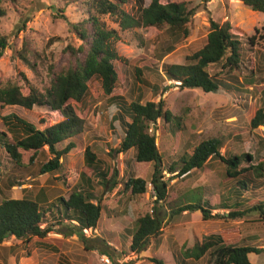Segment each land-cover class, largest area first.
Returning a JSON list of instances; mask_svg holds the SVG:
<instances>
[{"label":"trees","instance_id":"obj_1","mask_svg":"<svg viewBox=\"0 0 264 264\" xmlns=\"http://www.w3.org/2000/svg\"><path fill=\"white\" fill-rule=\"evenodd\" d=\"M1 1L0 16H3ZM239 1L251 10L264 14V0ZM124 2L125 0L85 1L84 18L70 25L71 31L80 40V44L76 47L71 44L66 45L65 51L70 56L67 61L58 66L54 62L49 64V85L43 92L27 82L25 78L23 85L11 80L0 82V107L17 105L28 113H32L35 106L44 107L49 111H57L62 116V120L39 129L32 122L15 113L0 115L4 127L0 130V150L5 152L13 164L10 169H6L3 156L0 154L1 187L10 189L21 185L23 170L30 168L37 158H45L38 168L39 174L52 175L61 171L63 166L60 158L74 147L75 144L71 138L82 132L85 116L89 112L88 81L97 80L103 93L107 95L112 93L121 79L117 63H123L125 60L118 56L115 50L118 32L113 28H107L101 19L102 16L114 17L121 31L134 27L148 29L165 26L164 35L173 42L188 36L194 10L187 9L182 0L166 3L162 0H149L147 5L144 4V0H134L133 12H126L120 7ZM31 5L40 9L42 4L39 0H31ZM259 37L264 38L262 34ZM54 40L52 39L50 43ZM247 41L253 45L255 35L247 37ZM241 43L240 36L232 32V25L227 20L221 23L210 20L203 45L186 55L183 63H162L160 72L165 78L177 81L180 88H197L203 93L216 92L222 85L224 86L225 80L220 77L223 70L235 79L233 71L239 68L242 59ZM6 47H8L7 37L0 34V55ZM172 50L173 45H167L165 48H160V51H155L154 55L160 61ZM27 52L28 47L23 42L21 49L14 51L13 56L29 65ZM81 54L82 56H79ZM215 67H219V71H209L210 68ZM135 73L136 79L141 84H148V81L141 77L139 68H135ZM153 88H156L154 90L156 93L158 88L156 86ZM260 94L264 96V88ZM118 98L123 103L122 111L130 118V121L126 124L122 140L113 151L125 153L131 150L130 160L132 159L135 165L143 162L152 165L148 183H150L154 199L151 212L140 213L133 222V228L125 227L116 232L115 228L111 227L110 239L119 247L117 252L121 251L124 254L125 246L128 247L127 253L136 255L141 254L149 245L158 248L164 218V214L160 213L159 203L166 200L169 179L164 178V171L172 176L187 177L193 170L209 171L213 164L215 167L212 170L218 168L223 173L222 182L226 179L232 194V196L219 197L214 201L177 204L171 208L172 215H179L184 211H199L201 218L208 220L223 217V214L221 216L212 214L213 210L225 209L231 218L243 217L252 212H257L260 218L264 216L263 200L251 195L245 201L247 206L244 207V200L241 199L244 193L247 195L249 187H258L257 193L259 188L264 187V183L261 182V178L264 177L263 138L260 139L262 146L254 148L251 152L242 149L239 152H232V148H226L224 152H220L230 135L228 132L221 131L222 128L216 127L202 135L190 154L184 151L179 158L166 159L159 153L155 145V137L148 132L149 125L154 124L158 119L162 120L164 124L170 125L171 133L176 136L180 130H184L182 118L164 108V102L161 99L157 102L152 100L140 102L141 97H137L136 100L127 103L122 97L118 96ZM251 109H254V112L249 116L248 131L264 126V108H257L255 104ZM66 140L67 143L62 148H57V144ZM82 158V169L74 185L69 188L67 198L59 194L53 200L44 203L42 202L44 197L48 198L45 191L44 193L39 190L33 192L29 188H21L22 194L19 198L8 197L0 200V244L9 236L21 240L22 244H29L33 238L42 240L53 227V224H48L44 220L45 217L47 220L46 213L49 210V213L57 214L54 216H60L58 217L60 221L76 222L73 225H67L68 232L64 234H76L84 248L88 249L89 244H85L83 229L97 227L102 210L100 198L94 189L95 185L98 184L104 190L113 189L120 184L122 188L119 193H128L130 196H139L145 192L147 182L143 178L133 173L125 178L124 175L119 176L118 161H115V164H108L106 159L98 158L95 151L88 145L84 148ZM93 175L96 176L95 182L91 179ZM231 200L232 203L229 204ZM120 202L118 200L117 203L120 204ZM118 207L119 205L115 209ZM127 207L124 206L120 211L128 210ZM109 212L107 209L106 218ZM43 223L46 224L41 227ZM238 232L234 233L229 240L222 234H212L203 236L201 242H195L190 248H184L182 245L180 250L183 249V252H179L177 261L180 263L184 262V259L197 260L206 255V264H254L250 256L253 253L260 254L262 248L249 244L250 234L246 235V240H241V244L237 245L240 233ZM127 236H129L128 240ZM103 245L105 248H98L99 253L107 255L114 264H117V257L114 258L111 255L114 249ZM96 247L95 244L91 246L92 249ZM151 261L154 264H165L157 257H152ZM124 262L125 260L121 264Z\"/></svg>","mask_w":264,"mask_h":264},{"label":"rangeland","instance_id":"obj_2","mask_svg":"<svg viewBox=\"0 0 264 264\" xmlns=\"http://www.w3.org/2000/svg\"><path fill=\"white\" fill-rule=\"evenodd\" d=\"M85 1L39 0L42 5L40 9H37L31 7V0H16L14 3L12 0H2L1 7L4 10V15L0 16V34L7 37L8 47L0 55V82L11 80L23 85L25 78L27 82L43 92L49 85V64L54 62L58 66L67 61L70 56L65 51L66 45L71 44L76 47L80 44V40L71 31L70 25L84 18L86 13ZM169 1L176 2L178 0H162L163 3ZM182 1L186 4L187 9L194 10V14L190 22L188 36L179 38L176 42L164 35L165 26L148 29L134 27L121 31L114 17L108 15L101 17L107 28H113L118 32L115 50L118 56L125 60L123 63H117L121 79L112 93L107 95L103 93L97 80L91 79L88 81L89 112L84 119L83 132L76 134L71 140L81 143L80 136L82 133H84L82 136L85 135L87 140L91 134L95 144H98L95 148L100 147L102 149L101 151L104 152L103 158L107 160V163L113 164L112 157H114V164L115 160L119 162V176L124 175L125 178L128 174L133 173V175L139 176L147 182L146 190L142 195L130 196L127 193L126 200L124 202L121 200L120 204L116 202L115 193L117 189L122 188V185L118 184L113 191L108 188L103 190L98 184L95 185L94 189L100 198L101 216L103 218H105L104 212L107 209L116 208V204L119 205L117 210L128 206V210H122L124 214H120L116 218L115 223L111 226L112 229L113 227L115 229L133 228V222L140 213L144 211L151 212L154 197L150 183H148L152 165L146 162L136 163L135 165L134 161L130 160L131 150L125 153H115L113 150L118 147L122 139L115 138L114 134H105V131L108 130V122L104 120V116H100L107 112L108 98L122 96L125 100L126 98L123 96L125 91L135 92V88H140L142 92V100L138 98L140 102L146 100L157 102L161 99L164 102V108L168 109L171 114L182 118L184 130H180L176 136L171 133L170 125L164 124L162 120L158 119L154 124L149 125L148 132L155 137V145L159 153L163 154L166 159L179 158L184 151L190 154L202 135L216 127L222 128L221 131L228 132L230 135L226 139L225 145L221 147L220 152H224L226 148H232V152H239L240 149L251 152L254 148L262 146L260 145V139H264V126L248 131L247 124L249 116L254 112V109L251 108L255 104L257 108H264V96L262 97L263 94H260L262 88H264V38L259 37L260 34L264 36V14L251 10L239 0ZM148 3L149 0H144L145 5ZM134 6V0H125L120 7L126 12H133ZM210 20L218 23L227 20L232 25V32L240 36L242 59L239 68L233 71V76H235V81L239 83L240 79L249 80L248 84L244 83L245 87L241 84L244 88H239L238 84L231 82L235 89L229 91L226 88L224 89L222 85L216 92L203 93L197 88H180L177 81L165 78L160 72L162 63L180 64L184 61L186 55L193 53L203 45ZM252 35H255L253 45L247 41V37ZM52 39L55 40L50 43ZM23 42L28 47L29 65L13 56L14 51L21 49ZM171 44L173 50L158 61L154 55L155 51H160V48H165ZM79 56H82V54ZM51 57L54 58V61ZM135 68L141 70V77L145 78L148 84L143 85L136 79ZM218 68H210L209 71H219ZM222 72L223 74L220 77L224 80L226 71L223 70ZM227 77H231V75L229 74L225 79ZM153 86L158 88L159 95H157V92L150 91ZM132 100L134 101L136 98L125 101L130 103ZM9 113H15L27 119L39 129L60 121L62 118L59 112L49 111L44 107L35 106L32 113L26 112L17 105H3V107H0L1 116ZM126 117L130 121L127 115ZM2 129L4 127L0 120V130ZM123 136L121 135L122 138ZM66 143L67 140L60 142L57 144V148H62ZM79 143L77 147L75 146L60 158L63 168L52 175L39 174L38 168L45 158H37L30 168L23 170V183L21 185H16L10 189L0 186V200L8 197L19 198L22 194L21 188H29L34 192L42 183H44L45 189L51 188L56 191V197L60 194L67 198L69 188L74 185L83 166L84 145ZM107 150L110 154L107 153ZM262 151H264V148H262ZM0 154L3 156L6 169H10L13 165L12 162L3 150H0ZM164 161L167 160L164 159ZM214 167L212 164L211 170L205 172L193 170L187 177L172 176V174L164 171V178L169 179L167 180L166 200L159 203L160 213L161 215L164 214L161 234L162 237H166V235L172 233L176 237L180 244H177L175 250L173 244H159L158 248L149 245L141 254L136 255L127 253L128 247L125 246L123 248L124 254L119 251L113 252L111 255L114 258L117 257L120 261L125 260L124 264H154L151 261L152 257L162 259L165 264H206V255L197 260L184 259V262L180 263L175 261L176 257L180 256L179 252H183V249L180 250L179 248L183 240H185L184 248H190L195 242H199L200 237L205 235L220 233L225 237L227 234H237L238 230L240 232H238V237H241V239L250 234L249 244H258V246L264 247V216L260 218L257 212L246 214L243 217L231 218L227 215V210L217 209L213 210L212 214H219V216L223 214V217H214L208 220H203L201 214L198 215L196 211H184L182 214L172 215L171 208L177 204L208 202L217 200L219 197L232 196L226 184V179L224 178L225 181L222 182L223 173L218 168L212 170ZM261 182L264 183V177L261 178ZM257 189L258 187H249L246 192L247 195L244 193L241 196V199L244 200V207L247 206H245V201L251 195L264 201V187L259 188L260 194L256 192ZM228 203H232V200ZM53 207L52 209H54ZM47 214L48 218H50L49 215L54 217V213H49V210H47ZM101 216V222L99 221L98 226L102 225L103 218L101 219ZM48 218L46 220L45 217L44 220L49 224ZM109 219H106L108 224ZM57 222L53 225L54 230H51L49 235H54L56 230L62 228L60 221ZM65 222H68L65 223V226H67L71 221L65 220ZM45 224L43 223L41 227H44ZM225 230H227L226 234L224 233ZM128 231L131 232L132 229H128ZM92 232L89 229L84 231L86 236H91ZM49 235L43 237V240L46 238L48 241L54 240L52 237H47ZM128 238L129 236H127V240ZM34 239L36 240V238H33L29 244H22L21 240L16 239L14 236L7 237L0 244V264H32V261L36 262L37 259H39L40 264H68L67 261L76 252L78 254L84 252L82 249L77 250V247L79 248V245L82 244H72L70 248L68 247L69 244H64L66 246L58 249V252H60V256L70 258L68 260L61 259L58 255L52 254L49 246L45 248L44 244H35ZM170 239L172 240V238ZM226 239H229V236ZM95 245L99 246L101 244ZM237 245H240V243ZM115 247L117 250L119 249L117 245ZM68 249L71 251L67 252ZM91 252L94 260L89 264H99L100 259H97L96 255L94 256L95 250ZM97 254L99 255V252ZM260 257H264V253ZM72 259L76 261L74 264L80 263L75 257ZM261 262L262 260L258 259L257 256L254 257V264H261Z\"/></svg>","mask_w":264,"mask_h":264},{"label":"crops","instance_id":"obj_3","mask_svg":"<svg viewBox=\"0 0 264 264\" xmlns=\"http://www.w3.org/2000/svg\"><path fill=\"white\" fill-rule=\"evenodd\" d=\"M226 76H228V74H226L225 77ZM224 80L225 81H224L223 84L226 87V90H229V91L231 89H235V86H233L231 84V82H233L235 84H238L239 88H244L245 87V84H248L247 82H249V80L248 81H245V78L244 79H240V83L237 82V81H235V79H233L232 77H227L226 79L224 78ZM241 84H243L244 87ZM248 88H249V86H248ZM155 89L156 88H150V91L151 92H154ZM134 91L136 93L135 92H130V91H125L123 93V96L126 98L125 100H129V99H132V98H137V97H141L142 96V92H141L140 88H135ZM222 93H224V92H222ZM157 95H159L158 94V90H157ZM120 97H122V96H120ZM107 105H108V107H107L106 114L104 112V115L101 114V116H100V117H103L104 116V120L105 121L107 120V122H108V130L105 131V134H107V133H109L110 135L111 134H114V137L115 138L122 139L121 135H124V132H125V129H126V124L129 122V119L126 117V114L121 109L122 106H123V103H122V101H121L120 98H113V97L111 98L110 97V98L107 99ZM61 120H62V118H61ZM87 131H89V130H87ZM83 134L84 133H82V135ZM82 135L80 136V138H81L80 139V142L84 145V147H86L87 145L90 146L91 149L93 151H95V153L97 154V157L103 159V155H104L103 153L104 152L101 151L102 149L100 147L95 148L96 146H98V144H95L94 140L92 139L91 134L89 135L88 140L86 139V136L85 135H84V137ZM72 141L74 142L75 140L72 139ZM78 143L79 142H77V143L74 142L75 145H74L73 148H75V146L77 147V144ZM81 143H79V144L82 145ZM108 151L109 150H107V153L110 154V152H108ZM82 161H83V158H82ZM111 161L114 163V157H112V160ZM53 178H54V176H53ZM95 178H96V176L94 177V175L91 177V179L94 180L93 182H95ZM43 184L44 183H42L41 185H39V187L36 190V192L39 190L41 192L43 191L42 193H44V191H45V194L47 195L48 198L44 197V199H43L42 202L46 203V202L51 201V198L54 199L56 197V195H55L56 191H53V189H51V188L45 189V186ZM113 189H112V191H113ZM119 190H121V189L120 188L117 189V193H115L116 194L115 197H117V201L116 202H118V200H120V201L122 200L124 202L126 200L127 194L124 193V192H120L119 193ZM116 206H118V204H116ZM109 211L110 212H109V215H108L107 218H106V215H105L106 212H104V217L105 218H103L101 216V219L103 218V221L101 223L102 225L101 226L99 225L96 228H92L91 231H93V232L91 233V236H84V238H85V244H89L88 249H85L84 248L83 243L79 240V238H78V236L76 234H68V235L67 234L66 235L64 234V232H66V233L68 232V227L65 226V223H68V222H65V220L60 221V218H58L60 216L56 217L57 214H54V215H56L54 217H51L49 215L50 218H48L49 219V223H51L53 225L57 221H60L61 222L60 225H61L62 228H59V230H56V233L54 235L47 236V237H52L54 240L48 241V240H46L47 239L46 238L45 240H43V239L42 240H40V239L39 240L38 239L35 240L34 239L33 241H35V244H44L45 245L44 246L45 248H47L49 246L51 248V250H52L51 251L52 254H54V255L56 254V256L58 255V257H60L61 259H67V260L70 257L66 258L64 256H60V252H58V249L64 248L66 246L64 244H69L70 245V246H68L69 248L72 247V244H82V245H79V248L77 247V250L78 249H82L85 253L83 252V253H79L78 254L76 252V254L74 256H71V258L67 262H68V264H74V262H76V261H74V259H72V258L75 257L78 260V262H80L82 264H89L90 262H92L94 260L92 258L93 256L91 254L92 253L91 251H94L95 250L94 256L97 255V253L99 252L98 251V248H105V246L103 244L108 245V246H111L114 249V252L115 253L117 252V248L114 245L115 242L112 239H110V235H111L110 234V229H111V225H113L115 223L116 218L118 216H120V214H123V211L117 210V209H115V207L112 210L109 209ZM196 212H198V215L200 214L199 211H196ZM47 216H48V214H47ZM108 218H110L109 219L110 220V223H111L110 227H109V224H108V220H106ZM100 222H101V220H100ZM73 224H75V222H69L68 226L73 225ZM214 229H215V227H214ZM51 230H54V229L51 228L49 231H51ZM119 230H120L119 228L118 229L116 228L114 231L117 232ZM226 231L227 230H225L224 233ZM218 234H220V233H218ZM227 236H229V239H230V237H232L234 235L227 234L225 236V238H227ZM170 238H172V240ZM202 238L203 237H200L199 242H201ZM248 238H249V236L247 237V239ZM242 239H241V237H239V239L237 240L238 241L237 243H240L241 240L242 241L246 240V238H242ZM184 242H185V240H183V243H181V246L182 245L184 246ZM50 244H52V245H50ZM59 244L61 245V247H59L60 246ZM92 244H101V245H99V246L96 245L97 247L95 249H92L91 248ZM159 244H173V248L175 250V247L177 246V244H180V243L177 241L176 237L171 233L169 235H166V237L165 236L162 237V234H161V239H160V243ZM70 251L71 250H69V249L67 250V252H70ZM176 251H175V253H177ZM99 254H101V253H99ZM177 259H178V257H176V260L175 261L176 262H179V261H177ZM32 264H40L39 259H37L36 262L32 261Z\"/></svg>","mask_w":264,"mask_h":264},{"label":"clouds","instance_id":"obj_4","mask_svg":"<svg viewBox=\"0 0 264 264\" xmlns=\"http://www.w3.org/2000/svg\"><path fill=\"white\" fill-rule=\"evenodd\" d=\"M178 83V82H177ZM149 131V130H148ZM81 133V132H80ZM85 148V147H84ZM71 222H74V221H71ZM76 223V222H75ZM96 228V227H95ZM87 229H89L90 231H91V229L92 228H86V229H83L84 231L85 230H87ZM84 231H83V235L84 236H86L85 235V233H84ZM47 233H50V231H48ZM46 233V234H47ZM46 236V235H45ZM251 245H253V246H256V247H259V248H262V252L260 253V254H252L251 256H250V260H251V262L253 263V259H254V257L255 256H257L258 257V259H260V260H262V262H261V264H264V257H260V255L262 254V253H264V247H260V246H258V244H251ZM99 255H105V254H99ZM99 255L97 254L96 256H97V259L99 258ZM107 256V255H106ZM100 264V263H99ZM257 264V263H256Z\"/></svg>","mask_w":264,"mask_h":264},{"label":"built area","instance_id":"obj_5","mask_svg":"<svg viewBox=\"0 0 264 264\" xmlns=\"http://www.w3.org/2000/svg\"><path fill=\"white\" fill-rule=\"evenodd\" d=\"M50 233H47L46 235H49ZM100 264H114L113 261L106 255H99ZM117 264H121L122 261L117 260Z\"/></svg>","mask_w":264,"mask_h":264}]
</instances>
